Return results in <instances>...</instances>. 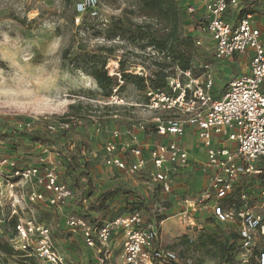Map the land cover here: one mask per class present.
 <instances>
[{"label":"rangeland","instance_id":"1","mask_svg":"<svg viewBox=\"0 0 264 264\" xmlns=\"http://www.w3.org/2000/svg\"><path fill=\"white\" fill-rule=\"evenodd\" d=\"M77 1L0 0V123L21 129L39 121L50 124L63 120L74 124L83 118L92 121L94 129H90V149L99 166L98 171L101 170L95 173L98 179H101L99 181L105 183L110 169L105 168L102 157L104 145L108 140L117 143L119 152H123L122 145L127 142L132 144L131 147L145 152L148 150L146 145L151 144V138L147 135L150 131L140 130V125H148L156 117L176 116L182 121L187 117L182 112H154L137 105H129L114 94L108 100L102 99L103 92L93 83V67H100L101 63H107L112 58H122L146 70L147 63L161 60L163 56L145 42L113 35V25L119 22L127 29L149 26L152 30H162L164 27L158 21L143 16L140 0H98L99 17L93 19L86 15L77 16ZM253 24L259 30H264V16H256ZM188 29H193L192 24L188 23ZM206 42L209 43L205 40L197 51L211 67L213 83L210 95L214 99L221 98L232 81L248 73V59L233 56L231 59L237 61L230 64H225V60L220 63L213 62L212 51ZM39 48L44 49L47 54L36 56ZM168 65L169 68H165L166 74L174 69L171 64ZM115 98L122 100L123 105L115 104ZM116 132L119 136L114 135ZM38 149L34 150L35 155L39 154ZM40 155L46 166L55 171L57 158L52 154L46 157H43L42 153ZM29 167L32 168H18ZM111 170L114 173L116 171ZM3 174V180L9 181V186L4 189L0 199L3 205L6 204L5 207L10 201L17 199L19 191L27 195L30 190L36 189L34 185H18L16 179L10 178L9 168H5ZM142 176L144 174L131 178L141 181ZM233 186V193L237 195L241 191L247 192L249 201L253 203V210H259L263 206L259 203L257 193L259 189H264V183L257 181L254 175L238 178ZM37 203H42L39 209L50 221L44 222L49 229L52 230L54 221L61 218L62 226L65 227L62 216L64 209L46 207L43 202ZM5 210L0 211V221L4 218ZM23 215L25 217L19 220H31V212L24 211ZM33 215L35 216L34 212ZM141 215L142 219L146 217L142 213ZM207 216H198L194 221L195 225L190 221H166L159 229L157 245L174 252L179 264H218V246L211 244L208 239L217 237L222 229L227 231L230 228L236 232L237 223L228 222L217 226L207 220ZM51 223L52 225H49ZM183 236L191 239L194 245L179 246ZM256 242L257 247L253 250L258 252L260 247L264 246V240L257 237ZM122 243L120 234L112 237V246L115 244L120 254ZM84 249L79 252L85 254V257L80 254L76 258L77 264H90L87 262L88 257L95 260V257L101 254L98 247L87 248L88 251ZM119 259L120 255L112 259L113 264H119ZM63 260L69 264L66 259ZM254 261L253 259L250 264H255Z\"/></svg>","mask_w":264,"mask_h":264},{"label":"built area","instance_id":"2","mask_svg":"<svg viewBox=\"0 0 264 264\" xmlns=\"http://www.w3.org/2000/svg\"><path fill=\"white\" fill-rule=\"evenodd\" d=\"M227 2L228 0H192L187 5V12L201 11L203 27L200 33L206 34L214 43V60L222 62L233 56L247 57L248 73L232 81L224 95L218 101H213L210 95L213 76L209 66H204L205 72L199 77L175 66L167 76L169 95L148 92L147 97L153 98L152 103L137 105L149 111L182 112L186 115L185 121L176 116L156 117L152 119L151 126L140 125L139 129L154 131L159 137H177L183 135L187 127H194L198 139L206 149L208 166L216 172L212 178L215 201L227 197L238 177L252 175L258 166L264 168V45L261 43L260 31L253 26L250 15L239 19L236 25L228 21L225 16ZM75 11L77 16L98 18L99 1L78 0ZM199 44L196 41L195 45ZM115 104L123 105V102L115 98ZM68 125L61 121L56 125H49L48 131L53 133L67 129ZM233 131L236 143L234 152L223 146H213V136L229 140ZM114 135L119 136V133ZM128 150L136 159L124 168L118 157L117 144L107 142L104 148V165L113 169L124 168V173L129 177L137 175L145 168L146 162L141 158L140 149L129 147ZM41 153L43 157L50 155L46 148H42ZM149 158L153 173L146 185L158 186L162 195L170 193L172 179L164 169V164L169 162L177 167H184L188 161V153L175 142L162 143L151 147ZM41 161L40 168L19 169L13 160L0 157V199L4 189L9 186V181L3 180V170L9 168L10 178L16 179L21 187L34 185L43 189H32L27 195L19 191V201L43 202L56 209L67 208L73 201L72 190L60 184L58 174L46 166L44 159L41 158ZM205 198L209 199L210 194L207 193ZM259 199L264 204V191L260 193ZM241 201L242 206L235 210L225 212L216 204L212 205V210L216 223H237L241 264H248L254 247H257V237L264 240V216L258 217L253 213L245 194L241 195ZM86 203L87 199H83L82 204ZM5 205L0 202V211L6 209ZM7 206L11 207V214H14L15 201H10ZM64 224L67 229L80 233L85 247H100L101 254L97 257V264H113L110 261V241L115 232L121 233L123 238L121 264H168L177 260L174 253L155 247L159 231L153 225L144 226L142 215L137 211L117 217L100 228L67 214ZM10 244L23 251L31 250L43 264H66L50 238L49 229L38 224L33 217L30 221L19 220L18 232ZM254 259L257 264H264V246L256 252Z\"/></svg>","mask_w":264,"mask_h":264},{"label":"trees","instance_id":"3","mask_svg":"<svg viewBox=\"0 0 264 264\" xmlns=\"http://www.w3.org/2000/svg\"><path fill=\"white\" fill-rule=\"evenodd\" d=\"M181 2L182 0H140L143 16L163 24L162 30H152L149 26L127 29L119 22L113 25V35L127 36L133 41L145 42L163 56L161 60L147 63L146 70L122 58H112L107 63H101L100 67H93V83L103 92V100H108L114 94L129 105H150L153 98L147 97L148 92L169 95L167 76L174 69L166 74L165 68H169L168 64L178 67L183 72L189 71L194 77L201 76L206 65L211 69L197 51L205 40L208 41L209 43H206L212 51L213 62H216L214 43L206 34L200 33L203 27L201 11L188 13L187 5H181ZM227 3L225 16L232 25H236L239 19L247 15L253 18L252 22L256 16H264V0H228ZM188 23L192 24L193 29L187 30ZM196 41L200 42L198 46L195 45ZM46 54L42 48L36 51V56ZM219 99L220 97L212 98L213 101ZM63 122L69 124L67 129L56 130L53 133L48 131V126L57 123L39 121L21 129L0 123V157L13 160L19 168L28 166L40 168L42 166L40 149H48L49 153L57 158L55 172L59 176V183L68 186L73 192V201L64 209V214L77 216L93 227H103L117 217L137 211L146 216L148 220L146 222L157 228L170 216L167 211L171 205L161 197L158 186L146 189L138 187L134 184V179L124 180L125 173L122 169H115L113 176L105 183H101L95 173L97 162L90 149L92 139L90 129L94 127V123L86 118L74 124L67 120ZM36 148H39L38 155L34 154ZM254 178L264 183L263 167L256 168ZM36 188L43 190L42 187ZM83 199H87L86 204H82ZM39 205L37 202L28 203L16 199L13 215L11 207H6L4 218L0 221V264H43L31 250L23 251L10 244L18 232L19 219L25 217L24 211L31 212L36 222L49 221L46 215L41 213ZM44 206L49 207L45 204ZM254 212L256 215H263L264 205ZM58 223L59 226L63 224L62 218ZM221 225L224 224H217ZM208 240L218 246V264H241L239 235L235 231L230 228L227 231L222 229L217 237L212 236ZM180 243L179 246L194 245L187 236H183ZM169 248L175 249L170 246ZM255 255L256 252L252 251L248 264L253 261ZM175 256L178 260L176 254ZM177 260L168 264H179Z\"/></svg>","mask_w":264,"mask_h":264},{"label":"crops","instance_id":"4","mask_svg":"<svg viewBox=\"0 0 264 264\" xmlns=\"http://www.w3.org/2000/svg\"><path fill=\"white\" fill-rule=\"evenodd\" d=\"M192 2V0H182L181 4L183 5H188ZM253 23V22H252ZM253 26L257 28L254 24ZM258 29V28H257ZM259 30V29H258ZM260 35H261V43L264 45V30H259ZM239 57V56H235ZM226 63H231L232 61L235 62L237 59H231L228 58L225 60ZM220 63V62H217ZM211 73V69H209ZM212 74V73H211ZM213 76V75H212ZM149 126L150 123L148 124ZM149 132V131H148ZM129 134V132H127ZM149 138H151V144L146 145V148H148L147 151L143 152L141 151V158L145 160L146 166L145 168L138 174H144V176L141 177V181L135 180L134 178H131L125 174L124 180L128 179H134V184L138 187H142L144 189L148 188L146 185L147 180L149 179L150 175L153 173V167L150 162L149 158V151L151 147L157 145V144H162V143H171L175 142L182 150L186 151L188 153V161L187 164L184 167H177L175 165L170 164L169 162H166L164 164V169L169 172L171 175V190L170 193L166 195H162L161 197L170 203L171 207L167 211L169 217H167L163 222L160 223V225L157 227L158 231L161 228V226L166 222V221H190L191 224H194L195 219L200 216L202 218L204 215L207 216L206 219L211 220L212 223L214 224H220L216 223L215 217L213 214L212 210V205L216 204L220 206L223 211L227 212L229 210H235L242 206L243 202L241 201V195L245 194L247 196V203L249 204L251 210L253 213L256 215V213L253 210V206L250 201H249V196L247 195V192L243 193L242 191L239 192V195L233 193V187L230 193L227 195L226 198L221 199L219 201H215L214 198V187L212 185V178L216 174L215 170L210 168L208 166V155L206 152V149L200 142V140L197 137V131L194 127H187L186 131L184 132L183 135L177 136V137H159L156 135L154 131L149 132L147 134ZM234 135L235 132L233 131L230 135V139H223L220 136H213L212 137V143L215 148H218L220 146H223L230 151H235L236 150V143L234 141ZM233 137V139H232ZM107 142H114L117 144L115 141L108 140ZM106 142V143H107ZM131 143H123V152L118 153V157L121 160L124 168L128 166L130 163L134 162L136 159L132 155H130V152L128 148H131ZM105 146V145H104ZM118 146V145H117ZM134 148V147H132ZM136 148V147H135ZM118 151H119V146H118ZM102 162H103V157H102ZM104 164V163H103ZM102 165V164H101ZM103 166V165H102ZM101 166V168H102ZM105 166V165H104ZM99 166H96V173L101 172V170L98 171ZM105 168H108L105 166ZM124 168L122 169L124 171ZM110 169V172L107 174L106 178L107 180L111 178L114 174L111 169L113 168H108ZM107 171V170H105ZM137 174V175H138ZM254 173L252 175H249L248 177H253ZM98 176V175H97ZM246 177V178H248ZM240 178V177H238ZM237 178V179H238ZM243 178V177H242ZM100 179V178H99ZM236 179V180H237ZM101 180V179H100ZM235 180V181H236ZM234 181V182H235ZM233 182V185H234ZM264 189H259L257 196L259 198V195L261 192H263ZM209 193L210 198L206 199L205 195ZM233 197H232V196ZM16 200V199H15ZM250 202V203H249ZM72 203V202H71ZM259 203L264 205L260 199ZM45 204V203H43ZM42 205V203H41ZM46 205V204H45ZM71 205V204H69ZM204 210V211H202ZM208 210V211H206ZM63 218H65V214L63 213ZM258 217H262L263 215H256ZM29 218V217H28ZM64 220V219H63ZM146 217H143V225H152L149 224ZM54 228L52 227V230L49 229L44 222L38 224H42L46 226L49 229L50 232V238L52 242L54 243L58 253L62 256V258L66 259L67 263L69 264H77L78 260L76 258L80 256L79 251L83 248L84 245L82 243V239L80 236V233L78 231H72L67 229L66 227H63L62 225L59 226V221H54ZM50 223V221H49ZM221 224H227V223H221ZM49 225H52L49 224ZM237 225V224H236ZM64 231H62V229ZM236 233H237V226H236ZM116 234H120L122 237L121 233L115 232L113 235L115 236ZM238 234V233H237ZM112 236V237H114ZM159 239V237H158ZM155 247H160V245H157V241L155 243ZM99 250L101 251L100 247H98ZM110 248H111V262L112 259H115V257H118L120 255V261L119 264H121V254L118 253V248H115V244L112 246V239L110 241ZM85 249L88 251V249L85 247ZM84 249V250H85ZM85 250V251H86ZM163 250V249H162ZM83 257H85V254H82ZM90 256V255H89ZM72 258V259H70ZM87 262H90V264H97V256L95 257V260H91V257H88ZM80 262V260H79ZM113 263V262H112Z\"/></svg>","mask_w":264,"mask_h":264}]
</instances>
